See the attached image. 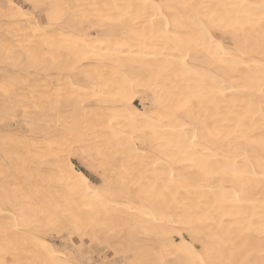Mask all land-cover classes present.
Masks as SVG:
<instances>
[{"label": "bare ground", "instance_id": "bare-ground-1", "mask_svg": "<svg viewBox=\"0 0 264 264\" xmlns=\"http://www.w3.org/2000/svg\"><path fill=\"white\" fill-rule=\"evenodd\" d=\"M38 2L0 1V261L264 264V0Z\"/></svg>", "mask_w": 264, "mask_h": 264}, {"label": "rangeland", "instance_id": "rangeland-1", "mask_svg": "<svg viewBox=\"0 0 264 264\" xmlns=\"http://www.w3.org/2000/svg\"><path fill=\"white\" fill-rule=\"evenodd\" d=\"M2 3H5V2H7V1H9V0H0ZM11 1H13V2H15L16 4L18 3L19 5H21V6H23V4H24V11L25 12H28L29 11V8L27 7V9H26V6L27 5H29V3H26V2H23V0H11ZM62 8H63V10H64V5H62ZM45 13H46V16H49V10L48 9H46V11H45ZM34 15H36V17H38V20H40L42 23H45V17L43 16V15H39V13L38 12H36V13H33ZM38 15V16H37ZM47 21L48 22H50L48 19H47ZM1 22V21H0ZM1 35H2V33H0ZM0 35V39H1V37H2V39H4L3 38V36H1ZM1 41V40H0ZM145 102V100L144 99H142V98H140L139 99V102L138 103H136V104H140V103H144ZM73 164H74V166L76 167V168H78V169H80L87 177H91V174H89L87 171H85V170H83L81 167H79L80 166V164L78 163V162H76V161H73ZM79 164V165H78ZM47 241H50L52 244H54V246L55 247H57L59 250H63L64 251V248H66V250L68 251V253L69 254H80V252H79V250L78 249H76L75 250V248H72L71 246H68L67 244H65V243H63V240H59V238L58 237H55V236H52V237H48L47 238ZM107 256H110V254L109 253H107ZM93 259H94V261L93 260H90V259H87L86 261H84V260H82L81 262L80 261H78V262H76V264H96V263H98V262H100V254H99V252H98V250H96L94 253H93ZM80 262V263H79ZM124 262V260H120V261H118V264H122ZM112 264V263H111Z\"/></svg>", "mask_w": 264, "mask_h": 264}, {"label": "snow or ice", "instance_id": "snow-or-ice-1", "mask_svg": "<svg viewBox=\"0 0 264 264\" xmlns=\"http://www.w3.org/2000/svg\"><path fill=\"white\" fill-rule=\"evenodd\" d=\"M12 7L15 8L16 5L13 4ZM24 7L25 6H21V8L19 10L20 14L22 16H27V17L31 18V13H36V12L42 11L46 7V5L39 3L38 0H30L29 5L26 6L29 8L28 12L23 11ZM157 7L163 8L164 6L160 5ZM153 19H155V17H153ZM160 20H161V25H162L161 26V34H165L167 32V23H166V18L163 16V14L160 15ZM153 27H155V25H153ZM205 35L207 37L208 33H206ZM209 55H212L211 49H209ZM0 264H6V262L0 261ZM13 264H15V262H13Z\"/></svg>", "mask_w": 264, "mask_h": 264}]
</instances>
